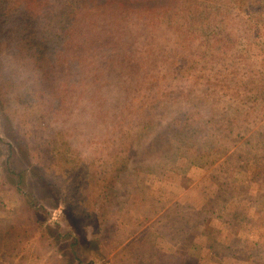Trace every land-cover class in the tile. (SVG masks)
<instances>
[{
    "label": "rangeland",
    "instance_id": "rangeland-1",
    "mask_svg": "<svg viewBox=\"0 0 264 264\" xmlns=\"http://www.w3.org/2000/svg\"><path fill=\"white\" fill-rule=\"evenodd\" d=\"M19 1L0 9V264H264V0ZM34 12L50 79L10 41Z\"/></svg>",
    "mask_w": 264,
    "mask_h": 264
},
{
    "label": "trees",
    "instance_id": "trees-1",
    "mask_svg": "<svg viewBox=\"0 0 264 264\" xmlns=\"http://www.w3.org/2000/svg\"><path fill=\"white\" fill-rule=\"evenodd\" d=\"M1 2L3 0H0V9L2 7ZM20 3H26L25 1H19ZM20 9L19 7L16 6H11L10 10L13 12H18ZM31 11L35 10V7L29 8ZM34 15H29L27 17L20 18L19 20H15V28H18L20 30V33L23 37V40L19 38H15V32H13V40L14 42L10 39L12 46L15 49L14 55L17 57L21 50H31V48L34 49V54L32 53L33 56L37 57L38 63L40 65V68L43 71V75L40 78V80H44V77L47 79H50L53 77V73L55 69H58L59 67L62 66V58H59L57 56L61 57L62 52H59L56 49V45L54 46V40L57 38L55 35V31L51 32V36L44 35H36L40 32V28L45 24V22H41V18H39L38 22H34L33 19L36 20L38 12H34ZM9 11L6 10H0V34L4 32L5 27L7 26V22L9 20ZM33 18V19H32ZM54 18L50 19V22H53ZM35 33V34H33ZM67 34V33H64ZM60 38H63V35L60 36ZM65 43V40L63 41ZM31 45V48L25 49L28 44ZM66 45V44H65ZM59 52V54H57ZM1 64V60H0ZM48 67V69L45 68ZM2 67V66H1ZM13 153V152H12ZM9 167V173L10 175L12 174L13 176H17L20 178L19 182L22 183L25 176L23 175V172L18 171L17 168L13 167L11 164L8 166ZM18 190H21L20 188ZM78 241V238H77Z\"/></svg>",
    "mask_w": 264,
    "mask_h": 264
}]
</instances>
